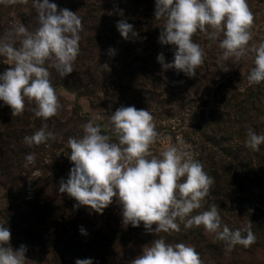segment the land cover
Here are the masks:
<instances>
[{
	"label": "rangeland",
	"instance_id": "374dc122",
	"mask_svg": "<svg viewBox=\"0 0 264 264\" xmlns=\"http://www.w3.org/2000/svg\"><path fill=\"white\" fill-rule=\"evenodd\" d=\"M51 2L80 17V50L74 70L65 77L46 61L60 105L54 116L36 117L34 103L27 100L24 111L12 116L0 102V224L11 232L10 246H26L25 264H75L78 258H92L93 264H131L144 246L163 238L193 247L202 264H264V144L259 151L245 147L249 129L264 134V82L247 81L254 67L250 49L264 41V0H247L253 16L251 39L239 60L220 59L222 33L214 41L199 30L193 34V42L203 49V63L191 77L174 68L165 70L157 61L163 53L170 62L174 46L158 42L164 20L154 16L155 0ZM121 20L132 24L137 35L129 33L124 39L116 27ZM18 24L29 31L38 27L31 0L0 4V36ZM8 67L0 61V72ZM121 106L145 109L153 116L158 134L150 146L153 155L179 139L211 177L201 207L191 215L215 205L222 227L250 225L254 243L228 251L202 225L185 229L179 220L180 230L167 233L148 232L143 222L125 226L115 197L98 214L59 192L60 181L73 166L68 138H79L82 125L100 117L96 122L102 132L118 142L109 115ZM45 125L55 139L31 146L24 142ZM30 153L33 163L25 160ZM81 226L86 235L80 233Z\"/></svg>",
	"mask_w": 264,
	"mask_h": 264
},
{
	"label": "clouds",
	"instance_id": "9594fccd",
	"mask_svg": "<svg viewBox=\"0 0 264 264\" xmlns=\"http://www.w3.org/2000/svg\"><path fill=\"white\" fill-rule=\"evenodd\" d=\"M27 0H0V4L26 3ZM38 27L29 31L23 24L14 25L10 32L0 36V61L10 65L0 72V102L11 109L12 116L24 111L25 101L34 103V115L47 120L60 107L58 96L49 80L48 67H53L61 77L70 74L79 53L81 19L73 11L62 8L51 0H31ZM154 16L163 18L158 42L173 45V58L165 62L163 53L157 55L162 68H174L191 77L203 63V49L193 42L198 30L209 39L219 41L220 59L235 57L239 60L248 50L249 31L253 21L247 0H155ZM117 30L127 39L129 33L136 36L133 25L124 20L117 22ZM208 28L213 31H207ZM18 42L19 46L14 47ZM254 67L247 75L249 85L264 82V41L250 49ZM115 55L114 49H109ZM46 61L49 62L45 67ZM224 70V69H222ZM226 71V70H225ZM82 125V136L69 137L68 159L72 163L68 177L59 184V192L67 193L78 205L89 206L102 214L115 197L122 208V223L132 227L143 222L148 232L179 231L203 226L206 233L222 240L230 251L235 245L244 247L255 242L250 225L230 230L221 226V218L215 205L208 210L191 215L201 207L212 179L203 165L190 151L177 141L153 155L150 146L156 143L158 134L153 116L148 110L135 106H121L109 115V123L118 142H112L102 132L96 120ZM55 139L46 125L25 136L29 146ZM264 144V134L251 129L246 133L245 147L259 151ZM25 160L35 161L34 154ZM38 175V173H34ZM153 224L156 225L153 228ZM80 233L86 235L81 226ZM11 232L0 224V264H25V245L14 249L9 241ZM75 264H93L92 258L76 259ZM131 264H202L199 253L183 243H166L163 238L154 239L144 246Z\"/></svg>",
	"mask_w": 264,
	"mask_h": 264
}]
</instances>
